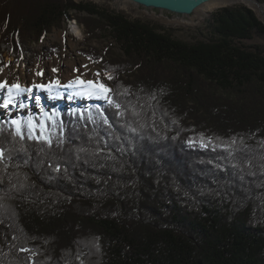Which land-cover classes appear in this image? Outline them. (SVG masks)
Segmentation results:
<instances>
[{"label":"trees","instance_id":"trees-1","mask_svg":"<svg viewBox=\"0 0 264 264\" xmlns=\"http://www.w3.org/2000/svg\"><path fill=\"white\" fill-rule=\"evenodd\" d=\"M72 18L115 43L80 51L111 91L0 115V264H264V23L224 8L188 44L91 2L0 0V50Z\"/></svg>","mask_w":264,"mask_h":264},{"label":"rangeland","instance_id":"rangeland-1","mask_svg":"<svg viewBox=\"0 0 264 264\" xmlns=\"http://www.w3.org/2000/svg\"><path fill=\"white\" fill-rule=\"evenodd\" d=\"M76 1L91 2L110 12L124 14L131 20L150 23L159 32L171 33L174 39L184 43L195 44L200 41H209L216 36L213 24L209 21L212 16L205 15L203 9L192 16L183 17L159 10L145 9L129 2L127 8H120L117 4L119 0ZM260 1L264 3L262 0ZM228 7L249 6H227L214 11L212 15ZM253 11L264 23V17L256 9ZM85 15L78 13L80 17ZM174 19H192L194 24L184 25L170 22ZM74 27H78L82 31L81 36L77 35ZM246 43L264 44V41L257 39ZM30 47L32 48L31 52L20 55L13 52L8 46H1L0 82H7L8 87L0 89V115L18 117L34 112L45 113L46 109L52 106V104L49 105L50 102L60 99L67 101L66 98L68 100L81 98L84 103L103 98L98 88L79 83V81H92L104 85L106 80L100 68L82 56L80 51L92 49L103 56L105 51L109 54L117 53L115 43L107 34L97 31L96 36L91 35L86 26L82 25L77 18H72L69 22L68 20L63 22L61 28H55L42 42L31 44ZM54 47H58V52L49 55V50ZM35 80L37 81L36 86L33 84ZM14 84L20 85L23 91L18 92L13 89L9 92L8 88ZM41 85L43 87H38ZM37 97L39 98L38 102ZM9 99H11L10 103ZM21 103L25 107L21 108L19 106ZM5 104L8 107H4Z\"/></svg>","mask_w":264,"mask_h":264},{"label":"water","instance_id":"water-1","mask_svg":"<svg viewBox=\"0 0 264 264\" xmlns=\"http://www.w3.org/2000/svg\"><path fill=\"white\" fill-rule=\"evenodd\" d=\"M145 9H154L162 12H168L177 16L189 17L196 14L206 5L216 1H235V0H124ZM258 4L260 0H251ZM254 10L253 7H248ZM212 16V14H209ZM261 20V18L258 16Z\"/></svg>","mask_w":264,"mask_h":264},{"label":"bare ground","instance_id":"bare-ground-1","mask_svg":"<svg viewBox=\"0 0 264 264\" xmlns=\"http://www.w3.org/2000/svg\"><path fill=\"white\" fill-rule=\"evenodd\" d=\"M117 4L119 5L120 8H127L128 2H126L124 0H119V1H117ZM227 6H249V7H253L254 9H256V11L259 14H261L264 17V3L260 2L258 4H255V3L251 2V0H235V1H216V2H212V3L206 5L203 8V10H204L203 12H204L205 15H208V14H212L214 11H216V10H218L220 8L227 7ZM151 15L154 16V14H151ZM170 22H178V23L184 24V25L194 24V21L192 19H189V20L174 19V20H172ZM74 30H75V32L77 33L78 36L82 35V31L80 29H78V27H74ZM36 82H37L36 80L33 82V84L35 86L37 85ZM72 100L73 99H69V100H67V102L72 101Z\"/></svg>","mask_w":264,"mask_h":264},{"label":"snow or ice","instance_id":"snow-or-ice-1","mask_svg":"<svg viewBox=\"0 0 264 264\" xmlns=\"http://www.w3.org/2000/svg\"><path fill=\"white\" fill-rule=\"evenodd\" d=\"M39 74V73H38ZM97 75H99V73H97ZM109 79H111V77H108ZM57 83H59V81H57ZM80 84H87L88 86H91L93 88H98L100 93L102 94L103 98L104 99H108V93L111 91V89L107 88L105 85L101 84V83H94L92 81H79ZM71 86V85H70ZM5 87H8L7 85V82H0V89H3ZM38 87H43L42 85L41 86H38ZM13 89H16L18 92L19 91H23V89L20 88V85L18 84H14L12 85L11 87L8 88L9 92H11ZM39 101V98L37 97V102ZM11 102V99H9V103ZM109 103H111V101L109 100ZM21 108L25 107V105L23 103H21L19 105ZM4 107H8L7 104L4 105ZM118 107V106H117ZM11 123L13 125H16L17 126V133L20 132V128H19V125H18V122L16 120H12ZM33 127H35L33 125ZM41 127V137H43V129H44V125H40ZM46 139V138H45ZM58 170V169H57Z\"/></svg>","mask_w":264,"mask_h":264}]
</instances>
